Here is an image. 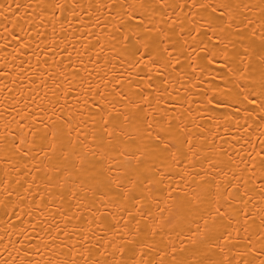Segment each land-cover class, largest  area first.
<instances>
[{
	"label": "bare ground",
	"instance_id": "obj_1",
	"mask_svg": "<svg viewBox=\"0 0 264 264\" xmlns=\"http://www.w3.org/2000/svg\"><path fill=\"white\" fill-rule=\"evenodd\" d=\"M0 264H264V0H0Z\"/></svg>",
	"mask_w": 264,
	"mask_h": 264
}]
</instances>
